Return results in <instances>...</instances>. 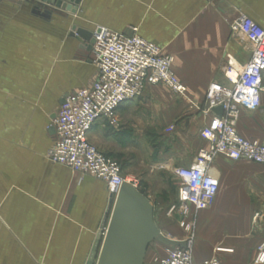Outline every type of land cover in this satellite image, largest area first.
Returning <instances> with one entry per match:
<instances>
[{
    "label": "crops",
    "instance_id": "obj_1",
    "mask_svg": "<svg viewBox=\"0 0 264 264\" xmlns=\"http://www.w3.org/2000/svg\"><path fill=\"white\" fill-rule=\"evenodd\" d=\"M77 8L74 14L42 0H0V264H86L114 198L104 180L46 156L55 137L48 125L61 99L97 75L88 41L71 31L74 22L91 32L99 25L121 33L138 28L174 55L186 95L149 85L120 105L116 125L95 123L89 139L113 158L130 157L145 144L159 150L160 160L149 167L172 168L176 201L175 169L193 165L208 146L200 135L216 115L206 110L208 86H229L228 67L241 71L253 56L254 45L232 23L248 16L264 28V0H81ZM236 127L264 143V92L257 109L240 107ZM132 166L122 165L123 174L137 179ZM209 171L220 188L214 205L196 213L194 260L255 264L264 240V164L218 155ZM162 199L155 213L157 206L167 213L175 202ZM176 232L169 237L190 239ZM163 252L164 245L156 256Z\"/></svg>",
    "mask_w": 264,
    "mask_h": 264
},
{
    "label": "built area",
    "instance_id": "obj_2",
    "mask_svg": "<svg viewBox=\"0 0 264 264\" xmlns=\"http://www.w3.org/2000/svg\"><path fill=\"white\" fill-rule=\"evenodd\" d=\"M232 27L254 45L253 56L241 71L228 67L229 86L210 83L205 96L206 110L212 111L213 107L221 105L224 113L214 115L201 128L200 135L208 146L199 150L195 163L175 169L177 201L169 207L167 215L180 212L181 227L187 231L195 227L194 221L188 219L190 211L206 210L217 199L219 179L209 170L218 155L264 164V143L245 138L236 127L240 107L253 110L262 102L264 28L248 16L234 21ZM93 38L92 61L97 75L89 86L64 96V103L48 125L49 129H55V137L46 156L53 163L104 180L115 198L124 182L138 188L139 181L125 176L121 164L90 141L89 132L99 120L116 125L120 105L143 95L149 85L163 84L180 95H186L188 87L173 68L174 55L165 53L162 46L141 36L138 28H133L131 33H121L99 25L93 31ZM173 130L174 127H170L167 131ZM153 261L154 264H222L217 256L195 261L193 236L186 241V247L164 245L163 254ZM254 263L264 264V240L258 246Z\"/></svg>",
    "mask_w": 264,
    "mask_h": 264
},
{
    "label": "water",
    "instance_id": "obj_3",
    "mask_svg": "<svg viewBox=\"0 0 264 264\" xmlns=\"http://www.w3.org/2000/svg\"><path fill=\"white\" fill-rule=\"evenodd\" d=\"M59 8L77 13L81 0H42ZM86 31V32H84ZM73 34L88 41L87 49L95 42L93 32L77 29ZM64 103V98L60 104ZM222 116L223 106L212 108ZM56 115L53 117L55 118ZM55 132L54 128L50 129ZM159 241L164 245L186 247V241L167 236L156 223L155 205L139 188L124 182L115 198H112L94 241L86 264H146L150 245Z\"/></svg>",
    "mask_w": 264,
    "mask_h": 264
},
{
    "label": "rangeland",
    "instance_id": "obj_4",
    "mask_svg": "<svg viewBox=\"0 0 264 264\" xmlns=\"http://www.w3.org/2000/svg\"><path fill=\"white\" fill-rule=\"evenodd\" d=\"M74 25L77 26V29H84L80 28V26L74 22ZM73 31V28L72 30ZM94 74H97V71H95ZM93 143V142H92ZM96 145V144H95ZM144 148H138L131 152L132 156L130 157H114L120 164L125 165L126 162H132L133 166L129 169L131 172H136V176L139 178L140 174L145 172L146 180L143 184L139 179L138 188L142 190L143 192H149L148 186L154 188L157 195H159V198H152L149 197V194L147 195L152 203L155 205L162 202V198L168 200V202H172L174 200L173 193L171 190V183L174 181L175 176L173 174L172 168L168 167L167 165H162L159 167H149V163H156L159 159V150L157 152H152L151 147L148 146V144L144 145ZM153 153V154H152ZM151 171H154V173H151ZM139 175V176H138ZM147 194V193H146ZM176 202V199L174 200ZM158 202V203H157ZM157 211L155 213V219L158 226L161 228V230L167 234L168 236H177V230H181L185 235L187 236H193L194 230L187 231L183 227H181V221H182V214L180 212H175L172 215H167V213H162V210L157 206ZM196 212L190 211L188 219L191 221H194L196 218ZM164 244H162L159 241H154L150 245V249H148L147 255H146V264H154V256L159 252V250L163 247ZM160 247V249H159Z\"/></svg>",
    "mask_w": 264,
    "mask_h": 264
},
{
    "label": "trees",
    "instance_id": "obj_5",
    "mask_svg": "<svg viewBox=\"0 0 264 264\" xmlns=\"http://www.w3.org/2000/svg\"><path fill=\"white\" fill-rule=\"evenodd\" d=\"M142 191V190H141ZM143 192V191H142ZM144 193V192H143Z\"/></svg>",
    "mask_w": 264,
    "mask_h": 264
}]
</instances>
